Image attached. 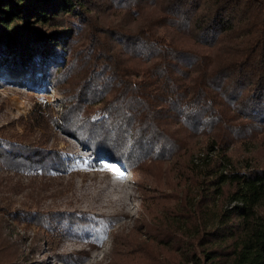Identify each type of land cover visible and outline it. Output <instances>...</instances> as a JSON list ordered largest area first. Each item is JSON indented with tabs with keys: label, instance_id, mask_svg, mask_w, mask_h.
<instances>
[{
	"label": "trees",
	"instance_id": "16d2710c",
	"mask_svg": "<svg viewBox=\"0 0 264 264\" xmlns=\"http://www.w3.org/2000/svg\"><path fill=\"white\" fill-rule=\"evenodd\" d=\"M114 6L121 23L107 18ZM80 31L95 47L77 60ZM35 49L61 53L49 74L66 93L62 129L132 170L143 194L145 214L116 234L107 264H264V168L223 155L264 132V0H0V67ZM201 137L223 157L202 170L187 158ZM2 154L18 170L73 161L43 142L0 139ZM1 247L0 264H23Z\"/></svg>",
	"mask_w": 264,
	"mask_h": 264
},
{
	"label": "rangeland",
	"instance_id": "374dc122",
	"mask_svg": "<svg viewBox=\"0 0 264 264\" xmlns=\"http://www.w3.org/2000/svg\"><path fill=\"white\" fill-rule=\"evenodd\" d=\"M114 7L117 12L106 10L107 18L121 23L123 16L118 13L125 9ZM98 16L92 14V18ZM75 35L74 59L85 57L93 51L94 39L82 31ZM50 44L44 38L36 45L44 50ZM22 54L11 53L0 67V139L23 145L43 142L73 161L63 170H18L3 165L4 154L0 155V253L1 246L20 253L23 264H107L116 234L130 232L145 214L143 194L132 170L115 160L97 158L92 149L62 129L66 109L60 100L66 93L49 74L52 65L62 64L61 53L51 49L41 56L35 49L31 61ZM220 148L212 138L201 137L189 148L187 158L195 166L200 159L197 168L202 170L206 160L213 164L223 158ZM202 154L210 158L202 160ZM223 155L238 170L264 168V132L232 143ZM76 211L86 213L89 223L70 221L69 214ZM3 238L13 242L3 243Z\"/></svg>",
	"mask_w": 264,
	"mask_h": 264
},
{
	"label": "built area",
	"instance_id": "2783aa9c",
	"mask_svg": "<svg viewBox=\"0 0 264 264\" xmlns=\"http://www.w3.org/2000/svg\"><path fill=\"white\" fill-rule=\"evenodd\" d=\"M203 156H205L206 154H202ZM227 172V170H225ZM233 203V202H232Z\"/></svg>",
	"mask_w": 264,
	"mask_h": 264
}]
</instances>
